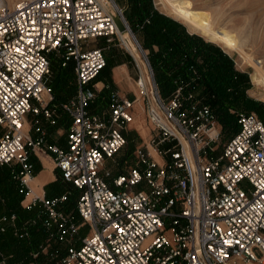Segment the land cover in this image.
<instances>
[{"label": "built area", "instance_id": "obj_1", "mask_svg": "<svg viewBox=\"0 0 264 264\" xmlns=\"http://www.w3.org/2000/svg\"><path fill=\"white\" fill-rule=\"evenodd\" d=\"M107 8L123 20L113 0H0V166L12 167L24 198L31 157L49 155L60 180L78 191L69 209L67 191L33 197L20 206L36 207L35 216L16 227L13 215H2L0 231L8 223L21 239L38 224L44 239L30 257L53 264H264V124L253 113L237 114V131L214 157L219 126L207 107L184 106L179 89L161 100L146 57L145 82L128 52L151 133L123 159V171L104 167L126 145L135 99L110 90L106 112L89 111L105 65L91 43L116 38L124 46ZM52 52L74 75V93L58 105L48 84ZM58 112L67 119L62 146L46 143L40 125L55 126ZM7 258L0 250V264Z\"/></svg>", "mask_w": 264, "mask_h": 264}, {"label": "trees", "instance_id": "obj_2", "mask_svg": "<svg viewBox=\"0 0 264 264\" xmlns=\"http://www.w3.org/2000/svg\"><path fill=\"white\" fill-rule=\"evenodd\" d=\"M123 1V20L140 49L146 52L147 63L161 100H168L179 89L184 106L196 104L207 107L219 126V136L223 135L226 140L237 131L239 113L253 112L264 124V104L246 95L249 89L247 74L235 69L232 58L226 52L195 33L187 32L181 23L156 11L151 0ZM103 57L105 65L102 69L112 67L109 60ZM48 60L52 73L51 78H48L52 104L58 105L74 93L72 64L61 66L58 58L54 62ZM110 90L107 85L103 91L106 104ZM188 95L191 97L187 99ZM123 135L131 148L130 135ZM30 160L35 173L39 170V164L33 158ZM10 169L12 167L0 166V216L13 215L14 226L21 227L35 216L38 209L20 206L23 195L17 192V183L12 179ZM47 188L48 185L44 189L45 198L56 197L62 192V189L55 188L56 194L49 195ZM71 188L63 209L75 205L78 191ZM26 231L27 236L21 239L13 236L8 223L0 231V250L8 256L7 264H53L41 254L36 259L30 257L44 239L38 224L27 225ZM53 248L61 250L62 246L54 244Z\"/></svg>", "mask_w": 264, "mask_h": 264}, {"label": "rangeland", "instance_id": "obj_3", "mask_svg": "<svg viewBox=\"0 0 264 264\" xmlns=\"http://www.w3.org/2000/svg\"><path fill=\"white\" fill-rule=\"evenodd\" d=\"M153 7L156 11L165 15L179 23H181L186 30L185 26L180 20L173 18L168 13V10L158 4L157 0H151ZM118 6H123V0H113ZM178 8L185 10L189 13L198 15L216 31L214 35L205 34L202 32H196L195 34L200 36L204 41L219 47L224 53L226 52L229 57L232 58L234 67L237 71L246 73L249 82V89L246 90V95L253 100L260 101L264 104V86L255 80L254 77L259 76L264 80V0H175ZM189 32V30L187 31ZM131 33V32H130ZM194 34V33H192ZM129 40L135 44L137 43L135 37L131 33ZM102 40H96L91 43L93 47L102 48V53L105 56L108 51ZM120 48L118 52L124 56H128V50L119 42ZM138 59H135L140 73L144 81L147 80L148 68L144 66V56L146 52H140L137 49ZM58 54L52 52L48 58L51 61H57ZM52 63V62H51ZM53 65V63L51 64ZM108 67L102 69L100 74L96 77V80L101 78V74L108 71ZM51 70L49 66V77L51 78ZM259 74V75H258ZM263 75V76H262ZM136 79V78H135ZM93 81V82H94ZM154 82V80H153ZM256 86H255V85ZM154 86L156 87L155 83ZM157 90V89H156ZM158 93V92H157ZM103 95V94H102ZM142 102V101H141ZM143 111H141V124L144 131L141 133L139 130L126 129L125 134H129L131 139V148L126 145L113 157V159L106 160L104 167L115 171H123V159L128 152H131L134 146H137L142 141H146L151 133V124L148 121L146 104L142 102ZM253 113V112H250ZM256 117L257 115L253 113ZM136 121L137 117L135 116ZM135 121V122H136ZM2 130L0 129V134ZM226 137L219 136L215 142V149L212 156L216 157L220 151L222 145L225 143ZM127 161V158L125 159ZM85 232V229L81 231V235Z\"/></svg>", "mask_w": 264, "mask_h": 264}, {"label": "crops", "instance_id": "obj_4", "mask_svg": "<svg viewBox=\"0 0 264 264\" xmlns=\"http://www.w3.org/2000/svg\"><path fill=\"white\" fill-rule=\"evenodd\" d=\"M115 6L123 11L124 1L122 7H118L116 4ZM116 41L118 40L114 38L109 44H104L105 49H107L108 51L107 55L105 54V58L109 60L112 67H109L107 72L101 74L100 79L92 82V88L96 93V97L95 100L90 104L89 111L95 114L106 112V98L103 94V91L108 85L111 90H114L129 99L135 98L132 104L131 113L133 118L136 116L138 121L140 122L143 105L138 97L136 88L134 87V81L138 73L137 68L133 60H130L128 56L126 57L121 52H118L120 46L119 44H116ZM26 120L24 124L25 131L28 130L29 117H26ZM135 120L136 118H134V122L132 120V122L127 125L126 129L137 130L138 126L136 124H133L135 123ZM40 125H42V127L46 130V143L55 144L58 146L64 145L65 130L67 127V119L64 114L58 112L56 116L55 126H47L45 124H42V122H40ZM26 135H32V133L29 131L26 133ZM38 158V160H36L35 158L33 159L38 162L39 170L35 173L33 172V176L28 183L30 191L21 201V206L27 205L33 197L43 198L46 191H44V189L47 185V192L49 193V195L56 194L57 190H55V188H60L62 189V192L67 191L69 193L72 189V186L60 180L58 172L53 168L51 156L38 154ZM111 171L113 172V170Z\"/></svg>", "mask_w": 264, "mask_h": 264}, {"label": "bare ground", "instance_id": "obj_5", "mask_svg": "<svg viewBox=\"0 0 264 264\" xmlns=\"http://www.w3.org/2000/svg\"><path fill=\"white\" fill-rule=\"evenodd\" d=\"M157 1H158L159 5H161L162 7L166 8L168 10V13H170L173 16V18L180 20L185 26H187L190 33L202 32V33L209 34V35L215 34L216 31L213 29V27L211 25H209L206 21H204V19H202L198 15L189 13L185 10L178 8L175 0H157ZM107 12L110 14L112 13L109 8H107ZM117 26H118V28L120 27V24L118 22H117ZM119 35L123 39L124 47L128 50V52L135 59H138V53L134 47V44L129 40V37L125 34L122 35L121 33H119ZM259 76H256L254 78L260 84V86L263 87L264 86V80L261 79V77H259ZM157 116H158V118L162 119V117L159 113L157 114ZM134 118H133V122H134ZM133 124H136L138 126L139 132L142 133L144 131V128L142 127V124H141V120L139 122L137 119V121Z\"/></svg>", "mask_w": 264, "mask_h": 264}, {"label": "water", "instance_id": "obj_6", "mask_svg": "<svg viewBox=\"0 0 264 264\" xmlns=\"http://www.w3.org/2000/svg\"><path fill=\"white\" fill-rule=\"evenodd\" d=\"M110 10L112 13L111 14L109 13V15L111 16L118 32L121 33L122 35L125 34L128 36L129 30L128 28H126V25L124 24V20H122L120 16L113 9L110 8ZM117 22L120 24L119 28L117 26Z\"/></svg>", "mask_w": 264, "mask_h": 264}]
</instances>
